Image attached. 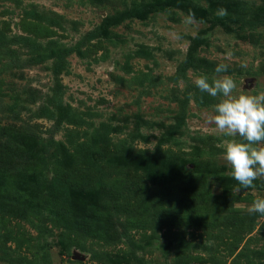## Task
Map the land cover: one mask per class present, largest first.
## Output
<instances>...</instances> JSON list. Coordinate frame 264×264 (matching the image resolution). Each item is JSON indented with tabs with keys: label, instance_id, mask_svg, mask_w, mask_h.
I'll return each instance as SVG.
<instances>
[{
	"label": "rangeland",
	"instance_id": "1",
	"mask_svg": "<svg viewBox=\"0 0 264 264\" xmlns=\"http://www.w3.org/2000/svg\"><path fill=\"white\" fill-rule=\"evenodd\" d=\"M221 63L264 92V0H0V264H264V179L231 176L194 83ZM113 168L145 187L112 198ZM59 194L110 214L92 233Z\"/></svg>",
	"mask_w": 264,
	"mask_h": 264
},
{
	"label": "clouds",
	"instance_id": "2",
	"mask_svg": "<svg viewBox=\"0 0 264 264\" xmlns=\"http://www.w3.org/2000/svg\"><path fill=\"white\" fill-rule=\"evenodd\" d=\"M227 68V64H218L216 76L200 75L194 83L201 92L220 98L209 120L217 136L229 138L224 144V159L231 167V176L247 189L264 179V92L236 94L235 80L221 75ZM248 212L264 215V198L254 200Z\"/></svg>",
	"mask_w": 264,
	"mask_h": 264
},
{
	"label": "trees",
	"instance_id": "3",
	"mask_svg": "<svg viewBox=\"0 0 264 264\" xmlns=\"http://www.w3.org/2000/svg\"><path fill=\"white\" fill-rule=\"evenodd\" d=\"M9 134L14 135L13 133H9ZM2 145L3 144H0V162L8 159L7 155L1 154L3 152ZM93 149L99 150L104 153V151H106L107 148L96 145L93 147ZM83 157H84V153H83ZM87 172L88 171L83 172L82 170H78L75 174L74 179H77L75 185L78 188H80V190L90 191L97 187V181L92 183L91 180L88 181L86 180L85 177L87 176ZM106 173H107L106 177L103 176L100 182L102 185L101 188L105 189L106 194L109 193L112 198H116V197L119 198L120 196H122L127 201L129 197L132 196L136 197L134 193L137 191L138 188L142 190V188L145 187V182L142 180V177H140V175L133 174L131 172H125L121 170V168H113L111 170L106 171ZM114 174H116V176L118 177L112 179V181L110 182L107 181V179H111V176H113ZM178 187H173L172 190L175 189L174 191H176L178 190ZM172 190L164 188L162 194L164 195ZM128 192H131V194L129 195ZM44 201L47 203V205L52 209V211L56 214V216L59 219L67 220V221L70 220L73 223H75L74 222L75 220H78V222L75 223L76 226H80L95 234L97 233V227L95 226L93 221H95L99 216L106 218L107 215L110 214V212L106 211L108 209L107 208L108 206L106 205L108 204H103L98 207V206H94L93 203H86V202L76 203L72 199L61 196V194L57 196V199L55 201L54 200L51 201L48 199H44ZM103 202L104 201L102 200V203ZM116 206H118L117 203ZM94 218L96 219L93 220ZM101 229L105 231V234L107 235L110 234L108 233V230L106 228H101Z\"/></svg>",
	"mask_w": 264,
	"mask_h": 264
},
{
	"label": "water",
	"instance_id": "4",
	"mask_svg": "<svg viewBox=\"0 0 264 264\" xmlns=\"http://www.w3.org/2000/svg\"><path fill=\"white\" fill-rule=\"evenodd\" d=\"M248 81H250V79Z\"/></svg>",
	"mask_w": 264,
	"mask_h": 264
}]
</instances>
